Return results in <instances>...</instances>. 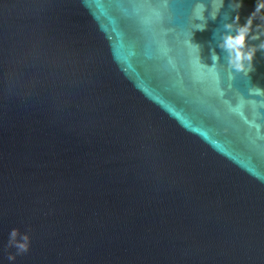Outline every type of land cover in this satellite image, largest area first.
<instances>
[{
    "label": "water",
    "instance_id": "95a60500",
    "mask_svg": "<svg viewBox=\"0 0 264 264\" xmlns=\"http://www.w3.org/2000/svg\"><path fill=\"white\" fill-rule=\"evenodd\" d=\"M0 264H264V12L0 0Z\"/></svg>",
    "mask_w": 264,
    "mask_h": 264
},
{
    "label": "trees",
    "instance_id": "16d2710c",
    "mask_svg": "<svg viewBox=\"0 0 264 264\" xmlns=\"http://www.w3.org/2000/svg\"><path fill=\"white\" fill-rule=\"evenodd\" d=\"M264 12V0H249Z\"/></svg>",
    "mask_w": 264,
    "mask_h": 264
},
{
    "label": "clouds",
    "instance_id": "9594fccd",
    "mask_svg": "<svg viewBox=\"0 0 264 264\" xmlns=\"http://www.w3.org/2000/svg\"><path fill=\"white\" fill-rule=\"evenodd\" d=\"M13 236L16 235V230H13V233H12ZM19 247L22 249V250H27V246L26 245H19ZM10 259H14V257H9Z\"/></svg>",
    "mask_w": 264,
    "mask_h": 264
}]
</instances>
